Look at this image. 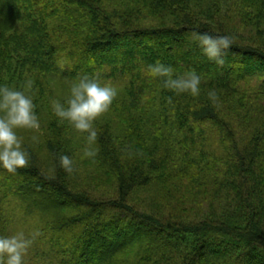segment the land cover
<instances>
[{"label": "trees", "instance_id": "obj_1", "mask_svg": "<svg viewBox=\"0 0 264 264\" xmlns=\"http://www.w3.org/2000/svg\"><path fill=\"white\" fill-rule=\"evenodd\" d=\"M11 4L21 12H9ZM194 30L232 36L223 65L203 59L190 39ZM142 48L151 57L128 70ZM157 61L176 74L195 69L200 94H177L163 78L149 77L147 67ZM87 64L93 71L83 69ZM101 66L109 70L98 72ZM83 74L119 81L125 114L151 115L152 126L168 131L147 150L140 141L126 166L110 159L122 172L115 200L91 202L36 168H0V234L11 221L8 198L38 196L60 199L39 236L51 246L48 264H264V0H0V84L31 82L37 104L47 79ZM47 124L60 164L70 125L55 115ZM154 181L163 182L173 205L163 201L162 212L146 213L129 203ZM66 207V215H78L64 216Z\"/></svg>", "mask_w": 264, "mask_h": 264}, {"label": "rangeland", "instance_id": "obj_2", "mask_svg": "<svg viewBox=\"0 0 264 264\" xmlns=\"http://www.w3.org/2000/svg\"><path fill=\"white\" fill-rule=\"evenodd\" d=\"M9 12L13 14L18 13L21 12V8L11 4ZM145 16L147 17L148 15ZM147 19L156 20L154 17H147ZM80 54L81 53L78 54L79 57ZM149 55L150 57L152 55L150 50L145 51L143 48L140 49L135 56V61L132 63L133 65L131 64L132 66H127V69L131 71L138 70L141 66L142 60L145 57H149ZM183 55H187V53L179 54L178 56ZM203 59H207V57L205 56ZM90 65L91 64L84 65L83 69H90V71H93L92 68H89ZM213 65L219 67L217 64ZM227 67L229 66L225 65L224 69L222 67L220 69H222V71H227ZM107 70H109V67L105 66L98 67L97 69L98 72H105ZM234 72L235 71L232 70L231 73ZM75 80L76 79L67 80L60 77H54L53 79H47L44 85H41L42 100H36V111L40 119L41 128L38 131L25 129L18 130V134L23 140V146L30 155L27 167L36 168L45 176L58 179L64 188L72 193H78L85 196L91 202L115 200L118 196V186L120 185L119 180L122 176L120 173L122 172L118 171L119 167L113 165L110 159L117 160L120 167H122V165H128V158L135 157V155L130 152L141 150L140 141L147 150L156 138L159 137L158 134L168 131V126H152V120L150 119L151 115L148 116L143 113L140 116L134 115L129 117L125 114L126 111L123 109L124 107L121 103L123 97V91L120 87L121 83L119 81L106 80L107 82H111V84L117 88L118 94L109 111L104 113L95 122L94 126L98 132V139L93 145H91V148L96 151V155L93 157L84 156V149L88 147L86 140L87 133H78L72 126H70V132H72V136L70 137L71 140L65 144H60L63 146H61L63 148V154L70 156L73 160V171L70 173L66 172L62 166L59 167V160L56 158L53 150L47 142L46 127L48 126L47 123L49 122L50 115H54L50 101L53 98L63 99L68 94V90ZM19 87L23 88L25 86L21 85ZM244 91L250 92L248 85L245 86ZM130 118L133 121L131 125H129L131 122ZM45 124L47 125L45 126ZM130 134L131 139L129 136ZM33 136L37 137V139L33 140ZM101 139L107 141L100 143L99 140ZM99 144H106L108 150L101 149ZM104 156H106V160ZM166 180L169 182L170 179L167 178ZM151 183L152 184L149 186H153L152 189L145 191L146 188H143L131 193L128 197L129 203L135 204L142 211H146V213H148L147 211L154 212L159 210L157 207L161 209L162 206H164L163 201L164 203L165 201H168L173 205L174 202L167 199L165 189H163V186H165L163 182L154 181ZM53 200L55 203L50 199H44L38 196H35L32 202H23L12 197L7 200L10 202L7 209L9 211L8 219L11 221L8 225L6 234L23 231L32 241L25 256L27 264H48V262L50 263V258H53L49 255L51 250L50 244L45 243V240L42 241L39 239L41 228H48L54 221V218H52L54 212H59L60 208L55 206V204L60 203V199ZM35 201H38V203H44L46 206H39V204L34 203ZM34 206L37 209L35 211L41 210L42 213L40 215H37L38 213L34 215L35 212L32 211L34 209H30ZM70 208L71 207H66L65 209H62L61 212L64 210V216L67 213L72 212L69 210ZM78 212L79 211H76V213L68 214L66 216L75 217L78 215ZM159 212L162 211L159 210ZM55 237H58V233L54 234L53 240ZM61 241L62 240L56 239L54 243H58L59 245ZM169 242H172L171 238ZM54 260L55 263L58 264L57 259L55 258Z\"/></svg>", "mask_w": 264, "mask_h": 264}, {"label": "clouds", "instance_id": "obj_3", "mask_svg": "<svg viewBox=\"0 0 264 264\" xmlns=\"http://www.w3.org/2000/svg\"><path fill=\"white\" fill-rule=\"evenodd\" d=\"M190 39L201 52L217 65H223L225 57L233 45L229 34L213 35L208 32L193 31ZM151 78H163V86L177 94L188 93L198 96L201 91V76L195 69L182 74L174 73L169 65L157 61L147 67ZM31 82L23 88L0 84V168L16 173L28 166L30 155L23 146L18 130H39L41 123L36 111L34 97L27 93ZM118 92L111 82L102 81L97 75L83 74L71 84L63 99L53 98L51 109L60 122L67 121L76 131L87 133L85 157H93L91 148L98 136L95 122L108 112ZM210 100L217 94L209 91ZM33 140L37 137L33 136ZM60 164L66 172L73 171V160L68 155L60 156ZM32 241L23 231L0 234V264H25V256Z\"/></svg>", "mask_w": 264, "mask_h": 264}]
</instances>
